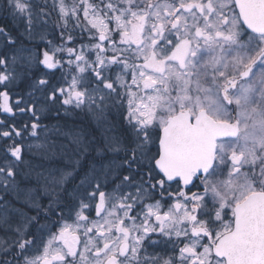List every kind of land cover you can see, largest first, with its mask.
Segmentation results:
<instances>
[{
  "label": "snow or ice",
  "instance_id": "6c2138e0",
  "mask_svg": "<svg viewBox=\"0 0 264 264\" xmlns=\"http://www.w3.org/2000/svg\"><path fill=\"white\" fill-rule=\"evenodd\" d=\"M0 12V264H264V0Z\"/></svg>",
  "mask_w": 264,
  "mask_h": 264
},
{
  "label": "flooded vegetation",
  "instance_id": "af4514ba",
  "mask_svg": "<svg viewBox=\"0 0 264 264\" xmlns=\"http://www.w3.org/2000/svg\"><path fill=\"white\" fill-rule=\"evenodd\" d=\"M51 1H53V0H51ZM66 2L70 4L72 2V0H66ZM49 5H51V4H49ZM50 11H51V15L49 18V24L47 26V32L49 33V38L53 39L55 42H58V39H59L58 34L60 31L59 27L57 26L58 25V15L55 11H53L51 9H50ZM15 23L16 22L13 21L11 19V17L6 16L4 13L0 12V26L7 25V27L9 29H12ZM76 31H77V36L79 39V36H80L79 29H77ZM84 40H85V42H87V35L86 34L84 35ZM57 75H59V73H57ZM123 104H124L123 111L126 112V108H127L126 99H124ZM120 111H121L120 109L114 108L112 110L111 115H109L108 118L110 120L111 119H116V120L121 119ZM62 117L63 118L60 120L61 124H67L69 126H75L77 128H81V129L85 130V132H87V133H92L97 128L96 121L91 116V114L87 112L86 109L85 110H79V109L69 108L67 115H64L62 112ZM0 119H4V114L0 113ZM17 119H20V118L18 117ZM56 122L57 121H55V120H45L44 121L45 124H53ZM51 165L54 167L62 168V167L67 166V162L64 160H54L51 162ZM193 191H196V189L194 188ZM5 198L11 200L13 197H12V194H9ZM158 198L159 197H157V199ZM92 218H95L94 212L92 213ZM152 239H161V238L158 236V234H152ZM160 250L161 249H157V251H160ZM167 250L170 252V250H171L170 246H168Z\"/></svg>",
  "mask_w": 264,
  "mask_h": 264
},
{
  "label": "trees",
  "instance_id": "16d2710c",
  "mask_svg": "<svg viewBox=\"0 0 264 264\" xmlns=\"http://www.w3.org/2000/svg\"><path fill=\"white\" fill-rule=\"evenodd\" d=\"M52 2H53V1H51V0H47V3H48V4H52Z\"/></svg>",
  "mask_w": 264,
  "mask_h": 264
}]
</instances>
